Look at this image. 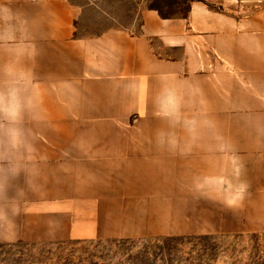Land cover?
Returning <instances> with one entry per match:
<instances>
[{
    "label": "crops",
    "instance_id": "obj_1",
    "mask_svg": "<svg viewBox=\"0 0 264 264\" xmlns=\"http://www.w3.org/2000/svg\"><path fill=\"white\" fill-rule=\"evenodd\" d=\"M185 7L81 36L69 0H0V107L35 134L0 244L264 233V0Z\"/></svg>",
    "mask_w": 264,
    "mask_h": 264
},
{
    "label": "rangeland",
    "instance_id": "obj_2",
    "mask_svg": "<svg viewBox=\"0 0 264 264\" xmlns=\"http://www.w3.org/2000/svg\"><path fill=\"white\" fill-rule=\"evenodd\" d=\"M82 8L78 35H96L111 27L135 29L141 8L163 15L184 11L187 0H69ZM93 240L84 242H5L0 264H264V233Z\"/></svg>",
    "mask_w": 264,
    "mask_h": 264
},
{
    "label": "clouds",
    "instance_id": "obj_3",
    "mask_svg": "<svg viewBox=\"0 0 264 264\" xmlns=\"http://www.w3.org/2000/svg\"><path fill=\"white\" fill-rule=\"evenodd\" d=\"M26 119H33L26 102L15 113L0 107V198L8 187L2 178L5 172L17 177L22 171H30L35 134L25 126Z\"/></svg>",
    "mask_w": 264,
    "mask_h": 264
},
{
    "label": "trees",
    "instance_id": "obj_4",
    "mask_svg": "<svg viewBox=\"0 0 264 264\" xmlns=\"http://www.w3.org/2000/svg\"><path fill=\"white\" fill-rule=\"evenodd\" d=\"M188 1H190V0H187V2H188ZM151 9H154V10L158 11L162 17H167L166 15H163V14L161 13V11H160L159 8H157V7H151ZM173 239H175V238H174V237H167V238H161V239H159V240H162V241L166 242V241H170V240H173Z\"/></svg>",
    "mask_w": 264,
    "mask_h": 264
}]
</instances>
